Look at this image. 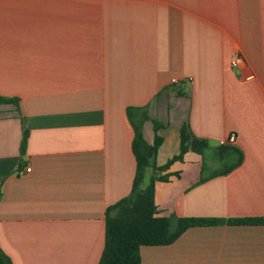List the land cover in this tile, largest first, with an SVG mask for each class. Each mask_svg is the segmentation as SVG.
I'll return each instance as SVG.
<instances>
[{"label":"crops","instance_id":"1","mask_svg":"<svg viewBox=\"0 0 264 264\" xmlns=\"http://www.w3.org/2000/svg\"><path fill=\"white\" fill-rule=\"evenodd\" d=\"M0 95L19 102L0 104V246L13 264H99L106 209L136 175L129 106L164 124L158 165L179 153L184 123L211 149L234 134L244 155L205 181L192 149L148 167L142 188L167 177L161 216L264 218V0H0ZM143 133L152 143V121ZM208 154L207 171L222 169ZM141 257L264 264V223L190 227Z\"/></svg>","mask_w":264,"mask_h":264},{"label":"trees","instance_id":"2","mask_svg":"<svg viewBox=\"0 0 264 264\" xmlns=\"http://www.w3.org/2000/svg\"><path fill=\"white\" fill-rule=\"evenodd\" d=\"M0 104L19 105L17 98L0 95ZM128 118L134 128L135 135L132 148L137 160L136 175L129 195L110 205L105 212L106 233L105 246L99 264H142L141 248L143 246L169 245L175 242L188 228L194 226L216 225L222 222L235 224L264 223V218L216 219L207 217H178L176 215L161 216L155 201V183L167 177H151L145 188L141 187L146 169L152 167L154 173L167 170L177 160H183L189 149L199 153L203 158L201 181L209 177L226 174L239 166L244 158L243 152L230 145H219L211 149L207 139L195 136L188 124L180 129V151L164 165H158L156 157L163 143L158 131L164 124L153 119L149 114V106H129ZM154 125V140L147 142L143 127L145 122ZM27 144V130L24 129L21 140V151ZM212 150L215 159L223 161V168L213 172L207 171V163ZM179 176V173H176ZM0 264H13L10 256L0 246Z\"/></svg>","mask_w":264,"mask_h":264},{"label":"built area","instance_id":"3","mask_svg":"<svg viewBox=\"0 0 264 264\" xmlns=\"http://www.w3.org/2000/svg\"><path fill=\"white\" fill-rule=\"evenodd\" d=\"M243 62V58L241 56H237L233 59L232 61V65L233 66H238ZM176 82V80L174 81ZM236 142V136L234 134L230 135L228 138L225 139H221L219 141V145L223 146V145H232ZM31 167H27V171H30Z\"/></svg>","mask_w":264,"mask_h":264}]
</instances>
